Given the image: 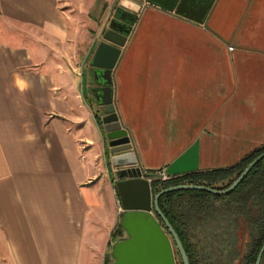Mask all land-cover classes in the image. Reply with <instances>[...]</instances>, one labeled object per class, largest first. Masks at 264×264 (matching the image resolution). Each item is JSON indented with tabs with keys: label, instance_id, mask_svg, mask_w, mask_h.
Listing matches in <instances>:
<instances>
[{
	"label": "crops",
	"instance_id": "crops-1",
	"mask_svg": "<svg viewBox=\"0 0 264 264\" xmlns=\"http://www.w3.org/2000/svg\"><path fill=\"white\" fill-rule=\"evenodd\" d=\"M59 1L0 0V264L113 261L125 213L92 91L101 39L82 52ZM139 2L112 71L138 166L154 183L260 147L264 0H215L202 23Z\"/></svg>",
	"mask_w": 264,
	"mask_h": 264
},
{
	"label": "water",
	"instance_id": "water-1",
	"mask_svg": "<svg viewBox=\"0 0 264 264\" xmlns=\"http://www.w3.org/2000/svg\"><path fill=\"white\" fill-rule=\"evenodd\" d=\"M147 1L202 23L215 0ZM130 2L131 8L117 7L91 60L96 82L92 91L99 104L104 106L101 121L111 163L115 168L116 186L125 212L122 217V226L126 236L115 242L111 264H177L173 243L180 253L183 264H190L180 235L160 207L161 196L171 191L187 189L204 190L218 195L228 194L264 158V152L224 189L200 184H178L163 188L154 194V184L151 180L153 174L144 172L138 166V158L133 150L130 135L122 125L114 104L112 71L143 5L139 1ZM122 5L125 4L122 3ZM263 255L264 243L257 256L256 264H261Z\"/></svg>",
	"mask_w": 264,
	"mask_h": 264
},
{
	"label": "trees",
	"instance_id": "trees-1",
	"mask_svg": "<svg viewBox=\"0 0 264 264\" xmlns=\"http://www.w3.org/2000/svg\"><path fill=\"white\" fill-rule=\"evenodd\" d=\"M263 152L264 143L234 165L193 171L165 180L158 179L153 183V192L155 194L163 188L178 184H200L224 189ZM159 204L180 235L190 264H218L213 257H217L221 252L224 255L232 253V250L237 253H232V257L228 259L232 260L230 264H242L240 258L245 260V264H256L257 256L264 243V158L228 194L218 195L196 189L171 191L161 196ZM192 214L197 221H200L198 232L203 236L200 241L199 239L197 241L191 233L194 231L190 227ZM240 218H244L253 231L251 245L244 254L241 247L243 232ZM112 237L114 242L125 238L122 221L116 225ZM111 263L112 260L109 257L106 258L105 264Z\"/></svg>",
	"mask_w": 264,
	"mask_h": 264
},
{
	"label": "rangeland",
	"instance_id": "rangeland-1",
	"mask_svg": "<svg viewBox=\"0 0 264 264\" xmlns=\"http://www.w3.org/2000/svg\"><path fill=\"white\" fill-rule=\"evenodd\" d=\"M130 1H140V0H60V9L65 13L66 18L69 23L70 30L73 32L74 37L80 41L82 52L86 49L92 39L98 37L102 38V35L106 28L109 26L111 18L119 6H124L125 8H131ZM124 3L125 5H122ZM130 6V7H129ZM87 50V49H86ZM80 83L82 87L84 86V77L81 74ZM220 209V207H217ZM191 212V211H189ZM193 215V214H192ZM242 223L243 237L241 239V247L243 254L247 252L248 247L251 245V240L253 239V231L249 228L247 221L244 218H240ZM243 221V222H242ZM190 227L194 230L191 233L198 241L202 240L198 232L200 227V221L193 215L192 221L190 222ZM126 236V234H125ZM174 244V243H173ZM233 247V246H232ZM174 252L176 256L177 264H182L178 250L174 244ZM233 254L237 251L232 250ZM232 253L223 252L218 254L217 257H213L218 264H230V259L233 255ZM215 256V255H214ZM228 260V261H227ZM242 264H245V260L240 258Z\"/></svg>",
	"mask_w": 264,
	"mask_h": 264
},
{
	"label": "built area",
	"instance_id": "built-area-1",
	"mask_svg": "<svg viewBox=\"0 0 264 264\" xmlns=\"http://www.w3.org/2000/svg\"><path fill=\"white\" fill-rule=\"evenodd\" d=\"M230 49L232 50L233 47L231 46ZM159 177L163 180L170 178L163 170L159 171Z\"/></svg>",
	"mask_w": 264,
	"mask_h": 264
},
{
	"label": "flooded vegetation",
	"instance_id": "flooded-vegetation-1",
	"mask_svg": "<svg viewBox=\"0 0 264 264\" xmlns=\"http://www.w3.org/2000/svg\"><path fill=\"white\" fill-rule=\"evenodd\" d=\"M112 18H113V17H112ZM112 18H111V19H112ZM110 21H111V20H110ZM109 23H110V22H109ZM106 29H108V27H107ZM103 34H104V33H103ZM102 37H103V35H102ZM101 40H102V38H101ZM263 256H264V255H263ZM262 259H263V258H262Z\"/></svg>",
	"mask_w": 264,
	"mask_h": 264
}]
</instances>
